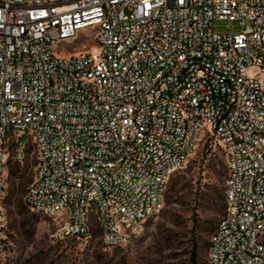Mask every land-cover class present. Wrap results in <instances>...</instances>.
I'll use <instances>...</instances> for the list:
<instances>
[{"label":"built area","instance_id":"1","mask_svg":"<svg viewBox=\"0 0 264 264\" xmlns=\"http://www.w3.org/2000/svg\"><path fill=\"white\" fill-rule=\"evenodd\" d=\"M84 32L90 48L58 45ZM62 49L61 51H59ZM209 135L225 163L207 264H264V0H0V260L9 147L57 240L125 246Z\"/></svg>","mask_w":264,"mask_h":264},{"label":"rangeland","instance_id":"2","mask_svg":"<svg viewBox=\"0 0 264 264\" xmlns=\"http://www.w3.org/2000/svg\"><path fill=\"white\" fill-rule=\"evenodd\" d=\"M90 45L82 32L71 43L58 46L66 56ZM5 165L6 247L0 264H191L195 244L197 264H207L208 236L224 211V202L213 196V187H224L225 181L221 148L209 135L198 141L186 164L170 176L163 209L147 217L125 246L107 251L101 249L96 228L87 241L55 239L49 219L27 206L25 195L36 155L25 136L16 151L9 147Z\"/></svg>","mask_w":264,"mask_h":264},{"label":"trees","instance_id":"3","mask_svg":"<svg viewBox=\"0 0 264 264\" xmlns=\"http://www.w3.org/2000/svg\"><path fill=\"white\" fill-rule=\"evenodd\" d=\"M226 174V173H225ZM224 187L221 185H215L213 187V196L216 198L218 202H224ZM196 244L194 245V249L191 255V264H197V252H196ZM207 251V245H206Z\"/></svg>","mask_w":264,"mask_h":264}]
</instances>
